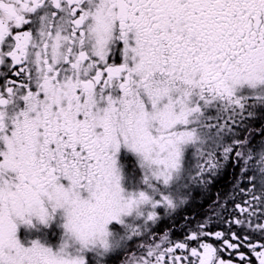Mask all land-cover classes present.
I'll return each instance as SVG.
<instances>
[{
	"label": "snow or ice",
	"instance_id": "1",
	"mask_svg": "<svg viewBox=\"0 0 264 264\" xmlns=\"http://www.w3.org/2000/svg\"><path fill=\"white\" fill-rule=\"evenodd\" d=\"M0 264H264V0H0Z\"/></svg>",
	"mask_w": 264,
	"mask_h": 264
},
{
	"label": "flooded vegetation",
	"instance_id": "2",
	"mask_svg": "<svg viewBox=\"0 0 264 264\" xmlns=\"http://www.w3.org/2000/svg\"><path fill=\"white\" fill-rule=\"evenodd\" d=\"M239 175L238 169L229 166L206 187L194 189L192 196L177 210L174 220L165 217V223L161 225V229L167 231L171 226L174 229L173 238L180 239L183 236L181 229L186 221L195 226L211 214L218 199L231 201L234 189H236L235 200L239 202L242 195L238 192Z\"/></svg>",
	"mask_w": 264,
	"mask_h": 264
}]
</instances>
